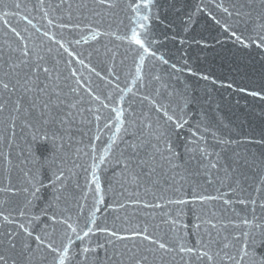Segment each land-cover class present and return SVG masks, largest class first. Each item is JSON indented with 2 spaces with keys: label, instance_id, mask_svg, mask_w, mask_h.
<instances>
[{
  "label": "water",
  "instance_id": "obj_1",
  "mask_svg": "<svg viewBox=\"0 0 264 264\" xmlns=\"http://www.w3.org/2000/svg\"><path fill=\"white\" fill-rule=\"evenodd\" d=\"M16 2L3 0L0 15L18 11L36 27L19 16H10L11 25L21 33L17 37L0 23V56L3 61L19 63L25 59L21 51L26 47L31 63H35L36 56L43 57L40 63L42 68L51 70L52 80L41 74L40 86L55 85L65 101L62 112L71 115L65 123L57 120L40 133L23 127L22 118L16 120L13 129L12 117L17 115L13 102L21 97V91L11 96L3 93V99L9 103L0 113V234H18L15 251L7 248L6 241L5 247L0 248L9 257V264H53L55 253L47 247H37L19 230V224L34 228V235H41L45 244L54 242L62 250L67 242L66 233L71 230L64 224L53 225L49 217L55 215L58 221L70 217L69 223L79 225L80 231L94 211L97 227H107L118 235L142 232L147 227L150 235L174 249L167 254L156 253L155 260L149 254V264H185L187 257L182 260L177 248L180 237L193 246L201 239L207 244L209 233L213 264H237L246 242L244 233L256 239L264 234V144L255 142L264 139V48L254 44L245 47L224 30V25H229L242 36H253L252 24L245 23L247 17L229 16L216 6L221 0H155L147 32L155 41L150 48L156 56L145 55L141 61L142 49L126 38L135 26V14L130 9L133 0H113L110 8L97 0H20L19 9L15 8ZM222 3L230 10L251 12L254 18L264 12V0ZM198 8L203 11L197 12ZM49 20L53 21L51 25ZM45 32L49 35L45 36ZM11 48L19 50L11 52ZM159 56L168 63H163ZM3 71H8L7 64ZM18 71L23 75L27 68L22 65ZM251 92L261 95L253 96ZM29 102L28 96L21 99L25 107ZM72 103L76 107L69 109L67 105ZM161 105L169 115L186 120L185 127L176 131L174 125H168L157 111ZM117 107L124 110L130 131L140 130L147 135L167 126L174 148L182 154L174 160L180 167L165 165L150 178L134 182L115 167V159L124 147L118 144L107 155L108 163L97 169L104 199V203L97 205L95 184H89L92 165L98 162L115 131L111 126L105 128V124ZM145 125L151 127L145 129ZM43 131L49 133L47 142L32 139L34 135L42 137ZM188 141H192L187 145L192 149L207 145L213 154L210 159L215 160L219 153V170L197 175L195 180L185 177V169L200 171L196 162L199 153H185ZM189 155H195L196 160L189 161ZM60 171L63 177L55 188L50 187V181ZM37 188L40 191L34 197L32 193ZM193 189L200 195L220 198L192 203ZM178 199L189 203H166ZM252 199L256 200L255 205L250 202ZM157 204L160 207H154ZM21 207L27 209L23 217L19 215ZM3 216L14 223L4 221ZM244 219L249 221L248 225L242 223ZM209 221L215 224L214 228ZM46 225L47 232L43 231ZM72 238L75 241V236ZM106 239L92 236L93 241ZM26 240L31 242V249L21 253ZM114 243L122 250L124 244L132 247L141 241ZM247 243L251 250L253 240L249 238ZM79 247L80 242L75 241L73 251ZM143 247H149L147 241ZM112 251L109 246L108 255ZM259 252L264 253V248ZM99 264H108L103 250L99 252ZM244 264H259V260L253 261L249 256Z\"/></svg>",
  "mask_w": 264,
  "mask_h": 264
},
{
  "label": "snow or ice",
  "instance_id": "obj_2",
  "mask_svg": "<svg viewBox=\"0 0 264 264\" xmlns=\"http://www.w3.org/2000/svg\"><path fill=\"white\" fill-rule=\"evenodd\" d=\"M97 2L102 6L113 7V0H97ZM0 3H3V0H0ZM43 3V0H41ZM155 0H133L130 4L131 11L135 14L134 16V27L131 29L130 35L126 38L129 40V43H134L140 49H142L141 61H143L145 55L156 56L155 51L151 50L150 45L154 43L150 38L149 33L147 32L148 24L147 22L151 18V8L154 6ZM218 8H221L223 12L229 16L235 15L237 18L247 17L245 23H251V31L254 33L253 36H242L235 30H231L229 25H224L225 31H230L231 36L240 44L245 47H248L250 44H254L258 48H264V12L258 13L255 18L252 16L251 12H244L239 9L230 10L229 8L223 7L221 0L220 4L216 5ZM21 7L20 0H17L15 3V8L19 9ZM203 11V9L198 8L197 12ZM47 15V13H45ZM10 16H19L23 21H26L28 25H31L33 28L36 25L33 24L32 20L27 16H20V13L17 12H3L0 15V23H3L8 30L17 37H21V33L17 30L16 27L12 26ZM191 18V17H190ZM214 19V17H213ZM219 23V21H216ZM49 25L53 23L52 20L48 21ZM63 27V25H62ZM45 36L49 34L44 33ZM93 38H95V32L92 33ZM63 47V45H61ZM11 52H16L19 49L11 48ZM67 51V49H65ZM22 56L25 58L19 63H10L8 61H3L2 56H0V113H3L8 106L9 101L3 99V93L6 91L10 94H14L17 91H21V97L13 102L14 108L13 111L17 114L12 117V126L15 128V123L17 119L22 118L24 123L23 127L32 130L34 133H40L42 129H47V127L59 120V123H65L67 116L71 115V112L63 113L62 108L65 106V101L62 98V94L57 91L56 86L53 85L51 88L49 83H42L40 80L41 74H43L48 81L52 80L51 70L47 67H43L40 61L43 60V57L36 56L35 63H31L29 60L30 53L25 47L21 51ZM162 60L163 63L167 64L168 61L164 60L162 56L157 57ZM83 64V61H80ZM7 64L8 71L4 72V65ZM27 68V71L23 75L20 74L21 66ZM173 69H176V65H172ZM179 70V69H177ZM189 71H191L189 69ZM75 75V73H73ZM7 77V79H5ZM58 79V78H57ZM207 79V77H204ZM14 81V82H13ZM11 85V86H10ZM231 87V85H228ZM73 92L77 91L72 89ZM244 91V89H241ZM31 94V95H29ZM253 96H260L261 93L251 92L249 93ZM25 96L29 97V104L25 107L21 103V99ZM69 109L75 108L76 104L72 103L67 105ZM157 111L162 113V116L166 119L168 125H174L175 130L179 131L183 129L188 123L186 120H182L173 115H169L166 108L163 105L157 108ZM112 112L115 113L114 116H111L108 120V123L105 124V128L114 127L115 131L112 133V136L109 139L108 144L105 147L104 153L98 157V162H94L92 165L91 180L89 184H95V191L97 193L98 199L96 201L97 205L104 203L102 193V188L100 185V178L97 175V169L102 165L108 163L106 157L108 154L112 153L114 146L118 144H123L124 147L120 150V154L115 159V167L121 169V175L127 174L131 176L134 182H138L140 178L147 177L150 178L157 172L158 169H163L165 165L170 166L175 169L180 167V165L174 163V160L181 158V152L178 148H174V141L172 136L169 133L168 127L165 126L163 130H158L156 133L148 132L145 135L144 131L136 130L130 131L126 126V121L124 119V110L121 108H113ZM23 114L22 117L20 114ZM97 121L100 120V117H96ZM145 129L150 128V125H145ZM13 134H15L13 132ZM195 135V134H193ZM48 131H43V136L34 135L33 140H39L41 143L47 142L49 140ZM56 134L53 133L51 136V141L53 145L55 144ZM256 143L264 144V139L260 141H255ZM163 143V147L161 144ZM192 141H188L185 145V153H199V160L196 162L199 165L200 171L193 173L191 170L185 169V177L195 180L197 175H203L204 173H210L212 170H219V153H216V159H210L209 157L213 154L208 151L207 145L204 147H199L197 149H192L188 147V144H191ZM220 143H227L225 141H220ZM34 151V149H33ZM96 159V158H94ZM196 160L195 155H189V161ZM225 172H228V169H224ZM228 175H231V172H228ZM63 177V172L60 171L58 175H54L53 179L50 181L49 186L55 188L57 182ZM182 177L181 179H184ZM261 183L264 184V177L261 179ZM189 187L192 188V184L189 183ZM3 189H0L2 191ZM8 191H11L9 189ZM25 192L28 191L27 188L24 189ZM40 191L39 188L35 189L32 195L35 197L36 194ZM179 194V192L177 193ZM192 203L197 201H208L212 199H218V197H210L200 195L194 189L191 192ZM58 200L59 197L57 196ZM244 203L243 200L240 201ZM253 205L256 204V200L252 199L250 201ZM31 204V201L27 202ZM168 204L175 205H186L189 201L184 199L178 200H167ZM225 203L229 201L225 200ZM154 207H160L159 204L154 205ZM261 207H264V203L261 204ZM26 207H21L19 210V215L21 217L26 215ZM98 211V209H97ZM2 215V213H0ZM4 221L9 223H14L10 220L8 216H3ZM39 219V217H35ZM71 218L57 220L55 215L49 217V220L53 225L60 223L67 226L70 229V232H67V242L63 244L62 250L59 246H54V242L45 244V240L41 235H34V228L30 229L25 224L21 223L18 225L20 231L23 232L26 238H31L37 243V247L44 246L47 249L55 253L53 257V264H71L73 260L77 261V264H99V252L104 251L107 258L108 264H149V254H153V260H155V254L160 252L167 254L173 252V248L168 245V243L163 242L159 238H155L148 233V228L145 227L143 231H133L131 235H118L116 231L109 229L107 227H97L95 211L91 213V218L86 222L84 229L78 231L79 225H74L69 223ZM29 223H31L29 221ZM211 227H215V224H212L211 221L208 222ZM244 225H248L249 221L244 219L242 221ZM172 225L175 227L176 220L172 221ZM86 229V230H85ZM47 232V225L43 230ZM18 234L16 232H9L6 235L0 234V248L5 247V241L7 248L10 251H15L16 241L15 237ZM100 235L107 237L103 242L93 241L92 236ZM75 236V241L80 242V247L75 249L73 240ZM246 242L241 250V259L237 264H244L245 260L251 256L253 261L259 260V264H264V253L259 252L260 248H264V234H261L262 238L256 239L255 236H252L250 233H244ZM253 240V246L249 250V245L247 239ZM115 241H125V240H140L141 244H133L132 247H129L127 244L122 246V250L116 246ZM147 241L149 247H143V242ZM180 243L177 245L178 251L181 254V259L185 261V264H193V258L195 259L196 264H200L202 261H206L207 264H213L215 256L211 251V234L209 233V241L207 244L201 239L196 241V244L189 246L185 243V238L180 237ZM112 247L113 251L111 255H108V248ZM225 248L228 247L227 244L224 245ZM31 249V242L26 240L21 246V253L27 252ZM163 258V257H161ZM229 259H233L229 257ZM0 264H9V257L5 256L3 252H0ZM15 264V261H13Z\"/></svg>",
  "mask_w": 264,
  "mask_h": 264
}]
</instances>
